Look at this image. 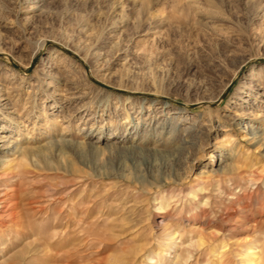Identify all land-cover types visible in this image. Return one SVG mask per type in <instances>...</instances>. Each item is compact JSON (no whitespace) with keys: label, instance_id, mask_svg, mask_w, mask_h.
<instances>
[{"label":"rangeland","instance_id":"obj_1","mask_svg":"<svg viewBox=\"0 0 264 264\" xmlns=\"http://www.w3.org/2000/svg\"><path fill=\"white\" fill-rule=\"evenodd\" d=\"M0 163V264L264 258V0H0Z\"/></svg>","mask_w":264,"mask_h":264},{"label":"bare ground","instance_id":"obj_2","mask_svg":"<svg viewBox=\"0 0 264 264\" xmlns=\"http://www.w3.org/2000/svg\"><path fill=\"white\" fill-rule=\"evenodd\" d=\"M10 169H11V167L9 165H5L4 163H0V234H2L3 232L10 231V230H18V229L21 230L22 228L25 227V226L22 227L23 222H24L23 221L24 218L22 216L24 209L22 210V208H21L22 204L20 205V201L17 199V197L14 194V193H16L17 190L15 191L13 188L6 189L3 187L5 185L4 182L11 180L12 178H15L17 176V173L14 172L13 170H10ZM12 184H13V182H12ZM195 229H197V227ZM193 231H194V229H193ZM196 231H198V230H196ZM199 233H200L199 234L200 237L195 242L190 243L188 241L189 243H187L186 240L182 241V239L179 238L180 245H179V247H177V249H180V250L183 249L185 247V246H183L185 243H187L189 246L196 245L197 247H200L204 243L205 235L201 234L202 232H199ZM169 236L172 237L173 236L172 233H170ZM210 236L213 238L215 236V234L213 233ZM174 246L176 248V245H174ZM257 251H258V249L254 248V247H253V249L252 248L246 249V252H245L246 253V255H245L246 259L243 261L242 264H264V258H260V255L257 253Z\"/></svg>","mask_w":264,"mask_h":264}]
</instances>
